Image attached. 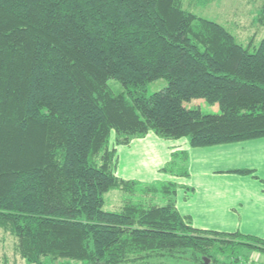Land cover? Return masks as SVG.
I'll return each instance as SVG.
<instances>
[{
	"label": "trees",
	"instance_id": "1",
	"mask_svg": "<svg viewBox=\"0 0 264 264\" xmlns=\"http://www.w3.org/2000/svg\"><path fill=\"white\" fill-rule=\"evenodd\" d=\"M191 99L220 113L186 108ZM111 130L115 145L149 132L194 147L264 137V38L250 50L180 0H0V228L27 264L264 254L263 238L193 227L174 182L163 205L103 210L105 193L135 185L114 173ZM186 160L181 150L163 169L186 176Z\"/></svg>",
	"mask_w": 264,
	"mask_h": 264
},
{
	"label": "rangeland",
	"instance_id": "2",
	"mask_svg": "<svg viewBox=\"0 0 264 264\" xmlns=\"http://www.w3.org/2000/svg\"><path fill=\"white\" fill-rule=\"evenodd\" d=\"M180 3L185 10L224 26L238 43L250 50L264 38V0H180ZM107 84L114 93L125 91L115 80L110 79ZM166 85L164 79L153 81L146 86V92H157ZM183 105L198 108L204 114L220 113L216 103L204 99H191ZM149 133L131 144L115 145L116 133L110 131L109 145L116 146L114 173L135 185L132 193L119 189L105 193L103 210L117 211L128 200L163 205L167 197L164 185L175 182L180 209L192 210L198 224L200 221L207 230L264 238V140H260L264 137L194 147L187 137L166 138ZM177 145L180 148L174 147ZM181 149L188 151L186 176L163 169L172 160V154ZM149 185L157 190L145 192ZM185 195L187 200L183 202ZM242 252L247 255L248 264L264 263L262 252ZM201 259H207L206 264H220L206 256ZM0 264H27L16 249L15 237L4 228H0ZM143 264H198V260L189 253H181V257L162 255Z\"/></svg>",
	"mask_w": 264,
	"mask_h": 264
},
{
	"label": "crops",
	"instance_id": "3",
	"mask_svg": "<svg viewBox=\"0 0 264 264\" xmlns=\"http://www.w3.org/2000/svg\"><path fill=\"white\" fill-rule=\"evenodd\" d=\"M150 135V133H148V134H146L145 136H143V137H140V138H135V139H133V140H131L128 144H131L133 141H137V140H139V139H141V138H145V137H147V136H149ZM260 140H264V139H260ZM173 146V145H172ZM171 147V146H170ZM174 147H179L180 148V146H174ZM182 151H185L186 153H187V157H188V151L186 150V149H181ZM170 160H168L167 162H166V164L169 162ZM116 175V174H115ZM118 178H121V177H119L118 175H116ZM122 179V178H121ZM175 183V182H174ZM176 184V183H175ZM177 185V184H176ZM178 198H177V192H176V194H175V196H174V206H175V208L178 210V212L181 214V215H183V216H185V217H189L190 218V220H191V223H192V225H193V227H195V228H198V229H204V230H207V226H205V225H202V223L199 221V224H200V226H198L199 224H198V219L196 218V214L192 211V210H188V209H184V211H182L181 209H180V205H179V203H178V200H177ZM187 200V196L185 195V198H183L182 199V201L183 202H185ZM184 208H188V207H184ZM194 223V224H193ZM197 224V225H196ZM215 231V230H214ZM251 235V234H250ZM254 236H256V235H254ZM257 237H259V236H257ZM261 238V237H260ZM264 239V238H263Z\"/></svg>",
	"mask_w": 264,
	"mask_h": 264
},
{
	"label": "water",
	"instance_id": "4",
	"mask_svg": "<svg viewBox=\"0 0 264 264\" xmlns=\"http://www.w3.org/2000/svg\"><path fill=\"white\" fill-rule=\"evenodd\" d=\"M205 261L207 262V259Z\"/></svg>",
	"mask_w": 264,
	"mask_h": 264
}]
</instances>
